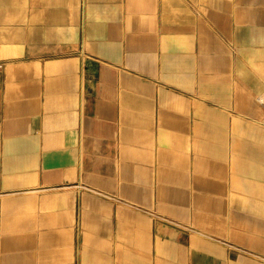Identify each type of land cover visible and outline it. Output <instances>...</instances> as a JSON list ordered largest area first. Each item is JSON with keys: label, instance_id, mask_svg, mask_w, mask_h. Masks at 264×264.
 <instances>
[{"label": "crops", "instance_id": "crops-1", "mask_svg": "<svg viewBox=\"0 0 264 264\" xmlns=\"http://www.w3.org/2000/svg\"><path fill=\"white\" fill-rule=\"evenodd\" d=\"M262 94L264 0H0V264H264Z\"/></svg>", "mask_w": 264, "mask_h": 264}, {"label": "built area", "instance_id": "built-area-1", "mask_svg": "<svg viewBox=\"0 0 264 264\" xmlns=\"http://www.w3.org/2000/svg\"><path fill=\"white\" fill-rule=\"evenodd\" d=\"M256 103L259 107H261L262 109H264V94L258 96L256 98ZM67 187L63 188V189H66Z\"/></svg>", "mask_w": 264, "mask_h": 264}, {"label": "rangeland", "instance_id": "rangeland-1", "mask_svg": "<svg viewBox=\"0 0 264 264\" xmlns=\"http://www.w3.org/2000/svg\"><path fill=\"white\" fill-rule=\"evenodd\" d=\"M70 187H67L66 189H69ZM64 190V189H63Z\"/></svg>", "mask_w": 264, "mask_h": 264}]
</instances>
